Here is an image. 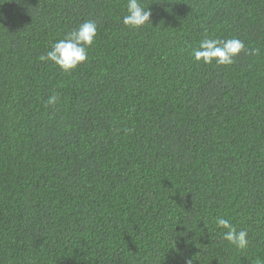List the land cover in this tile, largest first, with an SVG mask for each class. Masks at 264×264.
<instances>
[{"label": "trees", "instance_id": "16d2710c", "mask_svg": "<svg viewBox=\"0 0 264 264\" xmlns=\"http://www.w3.org/2000/svg\"><path fill=\"white\" fill-rule=\"evenodd\" d=\"M140 2L0 0V264L264 262V0ZM88 20L85 63L40 59ZM206 33L252 54L196 62Z\"/></svg>", "mask_w": 264, "mask_h": 264}, {"label": "clouds", "instance_id": "9594fccd", "mask_svg": "<svg viewBox=\"0 0 264 264\" xmlns=\"http://www.w3.org/2000/svg\"><path fill=\"white\" fill-rule=\"evenodd\" d=\"M151 16L150 8L146 9L140 0H127V14L124 15L122 22L129 29L139 30L152 24ZM97 26L98 22L95 20L83 22L76 29L66 33L64 38L55 42L46 56H41L40 59L52 62L64 73H71L87 61L88 49L93 45L97 35ZM241 52L252 54L248 52L244 42L238 38L221 40L211 38L206 33L205 38L199 42L198 47L192 49L190 55L196 62H202L205 65L215 62L218 66H228L235 62ZM58 98V95L54 93L49 97L47 103L54 105ZM215 223L217 227L225 230L222 233L223 240L238 249L248 247V232L246 230H237L230 220L223 217H218ZM186 264H192V260H187ZM256 264H264V262L257 260Z\"/></svg>", "mask_w": 264, "mask_h": 264}]
</instances>
